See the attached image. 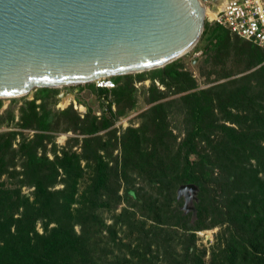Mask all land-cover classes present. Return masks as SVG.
<instances>
[{"label":"trees","instance_id":"1","mask_svg":"<svg viewBox=\"0 0 264 264\" xmlns=\"http://www.w3.org/2000/svg\"><path fill=\"white\" fill-rule=\"evenodd\" d=\"M231 36L245 44L258 63L264 61L263 48L215 22H205L194 47L207 43L218 49ZM156 69L161 70L163 83L187 91L181 104L190 125L180 144L178 187L186 183L198 187L193 199L195 217L188 219L177 193L166 192L159 185L157 192H146L124 174L123 183L117 179V187L112 189L98 139L85 137L80 155L64 152L54 160L36 154L28 157L31 169L21 180L34 187L29 194L0 181V264H111L106 258L121 241L115 226L126 227L133 235L114 255L115 264H264V90L249 97L231 89L230 82L192 89L191 77L169 64ZM259 74L264 81V62L246 76ZM39 89L48 95L52 87ZM240 98L256 119V128L241 129L243 117L235 111ZM215 110L231 125L210 121ZM97 129L92 121L84 131ZM214 131L223 139H211ZM81 159L93 169L83 190ZM44 166H55L63 173L46 175L41 170ZM57 176L63 187L52 189ZM122 202L125 205L115 212ZM143 204H148V211ZM139 206L143 220L128 208ZM203 212L211 214V225L206 224ZM106 218L111 219L110 224ZM212 225L220 227L217 241L221 246L213 248L206 259V250L196 244L195 231Z\"/></svg>","mask_w":264,"mask_h":264},{"label":"rangeland","instance_id":"2","mask_svg":"<svg viewBox=\"0 0 264 264\" xmlns=\"http://www.w3.org/2000/svg\"><path fill=\"white\" fill-rule=\"evenodd\" d=\"M205 1L209 9L211 1L215 5L220 4V0ZM208 11L212 12L207 9L206 14ZM206 21L213 23L204 15V24ZM262 63L257 62L256 56L245 44H239L231 36L224 47L213 49L206 43L197 49L191 48L167 64L190 76L192 89L230 82L231 89L254 97L264 90V81L260 74L246 75ZM165 66L158 68L165 69ZM160 76L161 70L154 68L105 77L104 80L112 81L111 87H99L97 81L93 80L52 87L48 95L37 87L22 96L0 98V181L7 183L8 187H18L22 194H29L34 187L27 186L21 179L31 169L27 161L30 155L36 154L48 160H54L55 155L62 157L64 152L80 155L84 138L96 136L101 146L98 152L103 158L112 189H116L117 179L123 183L122 176L125 174L143 191L157 192L156 187L159 185L166 192L176 194L181 175L180 144L190 125L181 104V97L187 91L163 83ZM116 77L117 80L114 79ZM53 93L54 96L51 95ZM67 95H70L69 101L64 104ZM158 103L161 104L159 108L156 107ZM236 106L235 111L243 117L241 129L256 128L257 121L252 118L245 99L240 98ZM208 119L217 124L231 125L223 120V113L219 110H215ZM92 121L98 129L92 133L85 132L84 129ZM210 138L223 139V135L214 131ZM80 164L84 177L80 190H83L93 169L87 166L84 159H81ZM41 170L46 175L63 173L60 168L55 170V166H44ZM59 178L57 176L58 182L52 189L63 187ZM119 193H122V188ZM145 199L152 201L148 195ZM183 203L184 198L181 197L180 208L187 218L195 217L194 202L188 205L192 209L187 211L182 208ZM124 205V202L118 204L114 211L119 212ZM142 206L146 211L149 210L148 204ZM128 208L135 211L136 218H141L142 213L138 210L141 206ZM203 215L206 224L211 225V214L203 212ZM105 220L107 224L111 223L110 218ZM37 228L41 231L39 224ZM115 228L121 241L113 247L112 256L106 258L112 261L111 264H115L113 257L121 252L122 244L133 237L126 227ZM219 230L218 225H212L195 231L196 244L206 250V259L213 248L221 246L217 241Z\"/></svg>","mask_w":264,"mask_h":264},{"label":"water","instance_id":"3","mask_svg":"<svg viewBox=\"0 0 264 264\" xmlns=\"http://www.w3.org/2000/svg\"><path fill=\"white\" fill-rule=\"evenodd\" d=\"M204 0H0V98L140 72L185 54ZM198 187L181 184L184 211Z\"/></svg>","mask_w":264,"mask_h":264},{"label":"built area","instance_id":"4","mask_svg":"<svg viewBox=\"0 0 264 264\" xmlns=\"http://www.w3.org/2000/svg\"><path fill=\"white\" fill-rule=\"evenodd\" d=\"M204 2H206L204 0ZM214 9L211 1V9ZM209 19L229 30L233 35L264 49V0H223L220 9ZM98 78L99 87H111L112 81Z\"/></svg>","mask_w":264,"mask_h":264},{"label":"bare ground","instance_id":"5","mask_svg":"<svg viewBox=\"0 0 264 264\" xmlns=\"http://www.w3.org/2000/svg\"><path fill=\"white\" fill-rule=\"evenodd\" d=\"M222 2H223V0H220V4H216L215 5V3H214V9L212 10V12H210V11H208V14L210 15V16H213V14L215 13V11H217L218 9H220L221 8V6H222ZM206 12H207V7H205V14H206ZM69 97H70V95H67L65 98H64V104H67L68 103V101H69Z\"/></svg>","mask_w":264,"mask_h":264}]
</instances>
